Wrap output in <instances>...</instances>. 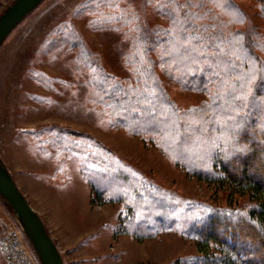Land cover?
<instances>
[{
  "label": "trees",
  "instance_id": "obj_1",
  "mask_svg": "<svg viewBox=\"0 0 264 264\" xmlns=\"http://www.w3.org/2000/svg\"><path fill=\"white\" fill-rule=\"evenodd\" d=\"M255 1L264 17V0ZM120 2L91 0L81 7L94 12L93 27L132 36L125 56L132 78L101 72L98 79L93 70L94 107L113 127L147 137L188 173L227 189L226 201L236 198L191 216L193 208L138 177L102 143L57 126L31 133L41 151L55 150L58 169L51 181L66 186L67 163L78 155L92 202L122 204L121 233L151 237L195 217L190 228L200 255L189 264H264V33L244 27L245 12L233 0H152L167 20L155 29L140 26ZM159 66L176 74L181 88L204 94L207 103L178 108ZM174 139L181 145L173 147ZM242 199L247 206L238 209Z\"/></svg>",
  "mask_w": 264,
  "mask_h": 264
},
{
  "label": "rangeland",
  "instance_id": "obj_2",
  "mask_svg": "<svg viewBox=\"0 0 264 264\" xmlns=\"http://www.w3.org/2000/svg\"><path fill=\"white\" fill-rule=\"evenodd\" d=\"M12 1L0 0V14ZM90 1L45 0L0 46V159L16 180L32 175L44 184L45 176L49 175V182L59 188L56 191L60 192L58 200L63 215L76 216L77 223L88 228L84 232H95L89 241L91 255L83 264L193 263L200 255L197 236L190 228L195 217L192 222L180 221L151 237L121 233L122 204L92 202L91 187L80 169V157L76 155L67 163L69 183L59 186L51 181L58 169L55 150L50 147L49 152L41 151L31 136L49 126L87 134L114 152L138 177L175 195L186 208H193L191 216L202 207L224 208L236 198L232 196L226 201L227 189L188 173L147 137L113 127L109 117L94 107L95 93L90 86L93 70L98 79L101 72L116 79L132 78V68L125 60L132 36L93 27L94 12L90 8L81 9ZM233 2L245 12L244 27L264 33V17L257 10L256 1ZM119 5L131 9L145 29L167 26V20L154 9L152 0H121ZM232 15L238 16L235 12ZM156 71L178 108H201L207 103L204 94L181 88L176 74L160 66ZM181 143L177 139L170 142L173 147ZM187 153L191 149L183 150L181 156L186 159ZM192 156L188 158H196ZM33 172L41 175L37 177ZM244 206L246 199L239 200L236 207ZM18 229L12 211L0 198V238ZM72 240L75 245L79 241ZM70 252L64 253L66 264H79ZM0 264H9L1 250Z\"/></svg>",
  "mask_w": 264,
  "mask_h": 264
},
{
  "label": "water",
  "instance_id": "obj_3",
  "mask_svg": "<svg viewBox=\"0 0 264 264\" xmlns=\"http://www.w3.org/2000/svg\"><path fill=\"white\" fill-rule=\"evenodd\" d=\"M45 0H14L0 15V46L7 36ZM0 198L29 242L40 264H64L55 243L38 214L17 187L6 166L0 162Z\"/></svg>",
  "mask_w": 264,
  "mask_h": 264
},
{
  "label": "crops",
  "instance_id": "obj_4",
  "mask_svg": "<svg viewBox=\"0 0 264 264\" xmlns=\"http://www.w3.org/2000/svg\"><path fill=\"white\" fill-rule=\"evenodd\" d=\"M33 174L39 177V172H33ZM39 174V175H37ZM49 175L45 176L44 184L38 182L32 175L22 176V178L14 179L21 193L24 195L32 209L41 218L44 227L55 243L58 251L62 254L66 264L64 253L71 251L74 261L79 264H83L88 260L91 255L88 251L90 249L89 241L94 238L95 232L85 231L88 228H83L81 223H77L76 216L66 217L63 215V210L59 206L58 196L60 192H57L56 185L49 182ZM14 178V177H13ZM87 208L89 209V201H87ZM80 220V219H79ZM73 221L74 224H70ZM77 238L76 245L72 239Z\"/></svg>",
  "mask_w": 264,
  "mask_h": 264
},
{
  "label": "built area",
  "instance_id": "obj_5",
  "mask_svg": "<svg viewBox=\"0 0 264 264\" xmlns=\"http://www.w3.org/2000/svg\"><path fill=\"white\" fill-rule=\"evenodd\" d=\"M0 250L9 264H40L20 228L0 238Z\"/></svg>",
  "mask_w": 264,
  "mask_h": 264
},
{
  "label": "bare ground",
  "instance_id": "obj_6",
  "mask_svg": "<svg viewBox=\"0 0 264 264\" xmlns=\"http://www.w3.org/2000/svg\"><path fill=\"white\" fill-rule=\"evenodd\" d=\"M8 36H9V35H8ZM8 36H7V37H8Z\"/></svg>",
  "mask_w": 264,
  "mask_h": 264
}]
</instances>
